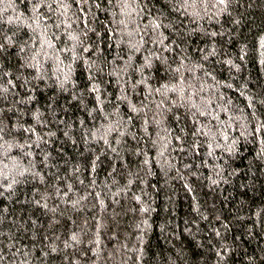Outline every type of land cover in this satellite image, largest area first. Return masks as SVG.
<instances>
[{
    "label": "trees",
    "instance_id": "trees-1",
    "mask_svg": "<svg viewBox=\"0 0 264 264\" xmlns=\"http://www.w3.org/2000/svg\"><path fill=\"white\" fill-rule=\"evenodd\" d=\"M48 3L0 0V264H264V0Z\"/></svg>",
    "mask_w": 264,
    "mask_h": 264
},
{
    "label": "snow or ice",
    "instance_id": "snow-or-ice-1",
    "mask_svg": "<svg viewBox=\"0 0 264 264\" xmlns=\"http://www.w3.org/2000/svg\"><path fill=\"white\" fill-rule=\"evenodd\" d=\"M83 2H87V0H83ZM128 2H129V0H122V3L125 5V6H128ZM199 2H203V3H205V4H207L208 2H209V0H184V3L185 4H187V5H189V7H195ZM215 2L217 3V4H221V5H226L227 4V0H215ZM57 3H58V5H63L64 6V8H63V14L64 15H67V11H68V7H67V5H66V0H57ZM45 4H47V6L49 7V8H51L52 7V5H51V3H48V0H32V6H33V11H34V16H35V20H34V22L37 24V27H39L40 26V18H41V16L43 15V13H41L40 12V9L45 5ZM185 11H187V9H185ZM193 14H195V13H193ZM129 15H131V13H129ZM57 26H59V25H57ZM69 27H70V25H69ZM125 27H127V25H125ZM155 27H160V25L159 24H155ZM46 27H45V32H46ZM33 31H35V29H33ZM69 38L70 39H73V40H78L79 38L78 37H76V36H72L71 34L69 35ZM142 40H143V38L141 37V42H142ZM46 43H47V47L49 48V49H53L54 51H56V49H55V45L52 43V41H51V39H49L48 41H46ZM133 47H135V46H133ZM40 48L41 49H43L44 48V43H41V45H40ZM75 48H76V44H73V46H72V49H67V50H69V51H75ZM3 49V45H0V50H2ZM83 51L84 52H87V51H89V49L87 48V47H85L84 49H83ZM42 55V53L40 52V51H36L35 53H34V55H33V57H32V59L33 60H35L36 61V64H35V67L38 69L39 67H40V62H39V60L37 59V57H39V56H41ZM48 52H43V56L45 57V58H47L48 57ZM56 59L59 61V63H63V61H61L60 59H59V56L57 55L56 56ZM145 66H149L150 67V60L148 59V58H146V61H145ZM179 69H177V71H178ZM69 71H71V69H70V67H69ZM66 79H67V76L65 77ZM137 83H141V81H137ZM163 88H165V89H167V90H169V91H175V88L174 87H172V86H170V85H168V84H165V85H163ZM92 92H95V93H99V86L98 85H96V84H93L92 86H91V89H90ZM5 91H7V89H5ZM157 93H159L160 91H161V89H156L155 90ZM97 98H99V97H97ZM250 107H251V105H249ZM158 107H159V105H158ZM192 107H196V105H195V103L193 102L192 103ZM133 108H135V106H133ZM197 111H199V109H197ZM201 115H203L204 113H200ZM145 123H147V121H145ZM262 129H264V122H262V123H260L259 125H258V127L256 128V131H261ZM3 132V128H0V133H2ZM4 139V137L2 136V135H0V141H2ZM0 148H3V144H0ZM5 167H7V165H5ZM0 176H3V172H2V170H0ZM9 188L11 187V185H9L8 186ZM137 199L139 200V197H137ZM71 239L73 240V241H76V236H75V234H73L72 235V237H71ZM67 246V245H66Z\"/></svg>",
    "mask_w": 264,
    "mask_h": 264
}]
</instances>
